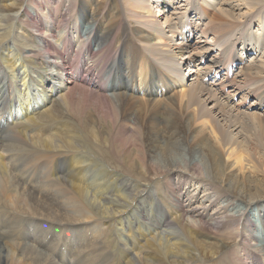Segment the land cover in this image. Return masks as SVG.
<instances>
[{
    "label": "bare ground",
    "instance_id": "1",
    "mask_svg": "<svg viewBox=\"0 0 264 264\" xmlns=\"http://www.w3.org/2000/svg\"><path fill=\"white\" fill-rule=\"evenodd\" d=\"M1 127L0 203L33 225L0 264H264V0H0Z\"/></svg>",
    "mask_w": 264,
    "mask_h": 264
},
{
    "label": "rangeland",
    "instance_id": "2",
    "mask_svg": "<svg viewBox=\"0 0 264 264\" xmlns=\"http://www.w3.org/2000/svg\"><path fill=\"white\" fill-rule=\"evenodd\" d=\"M26 4V3H25ZM242 9V11L243 12H246V13H249V12H251V10L249 9V8H247V7H245V6H243V8H241ZM33 11V10H32ZM15 13L14 12H12L11 13V15H14ZM259 20H255V22L253 23V25H252V31H254V32H256L257 31V29L259 28V24L258 23H260V22H258ZM87 26V25H86ZM87 29V28H86ZM197 38H198V35L196 34V35H194V37H193V40L196 42V40H197ZM78 48V47H77ZM241 46L240 47H238L237 48V51L239 52V54L242 52L241 51ZM76 51H77V49H76ZM214 52L215 51H211V52H209L208 51V53H206V57L204 58V60L205 59H207L208 61H210V62H212V60H213V58H214ZM252 54H253V52H251ZM248 54L247 56L249 57V59L252 57L251 55L252 54ZM75 56H77L76 54H75ZM75 56H73V57H75ZM75 58H77V57H75ZM239 67V68H238ZM240 63H238L237 64V68H236V72H239L240 71ZM242 97V93L238 96V97H236V99L238 98V100L240 99ZM91 99H93V96L91 95H89V100H91ZM254 98H252V99H250L249 100V102L250 103H253V100ZM55 111H56V113L58 114V115H61L62 114V109L60 108V107H58V106H55ZM3 125H5V124H3ZM7 130L8 129H4V127H1L0 128V135H2L3 134V136H5V133H7ZM5 132V133H4ZM9 136H13V135H10V134H8ZM9 136H7V140H8V143H10L9 144V147L12 149V151H13V153H15V155L17 156L16 157V161H15V169L16 170H14L13 171V173H14V175L19 179V178H21V179H19L20 181L21 180H24V179H27L28 181H32V183L33 184H35V185H37V186H34L33 187V193L35 192L36 194H38L37 192H40V193H42V191H43V194H47L46 192H47V190L45 189V188H49V186H47L48 184V178H47V175H51V172H50V168L47 170L46 168H45V165L43 164V163H39V162H37L36 164H30V165H27V163H24L25 162V158H24V156H26V154H22V151L20 150L21 149V147L18 145V144H15L14 145V143H18L16 140H15V137H12V139L9 137ZM14 138V139H13ZM11 140V141H10ZM16 141V142H15ZM14 145V146H13ZM18 147H17V146ZM15 147V148H14ZM18 148H19V150H20V152L18 151ZM18 153V154H17ZM21 153V154H20ZM20 155V156H19ZM22 157V159L24 160H22V159H20ZM20 160H18V159ZM22 160V161H21ZM21 162H22V164H21ZM23 165V166H22ZM59 165H61V163L59 164ZM20 166V167H19ZM19 168V169H18ZM20 169H22L21 171H20ZM23 169H24V171H23ZM66 168H63V167H60L59 168V170H60V172L63 174V171L65 170ZM18 171H19V173H18ZM23 172H24V174H23ZM21 173V174H20ZM16 174H18V175H16ZM20 174V175H19ZM20 176V177H19ZM24 178V179H23ZM124 179L126 180V178L124 177ZM26 181V180H25ZM133 181V180H132ZM22 182V181H21ZM26 184H28V182L26 183ZM42 186H43V188H42ZM37 188V189H36ZM168 188L167 187H165V190L169 193V189L167 190ZM40 190V191H39ZM45 190V191H44ZM34 193V194H35ZM149 194H150V197H152V198H157L156 197V195H155V189L152 187V186H150L149 187ZM148 197H149V195H148ZM149 197V198H150ZM152 201H153V199H152ZM49 202H51V201H49ZM48 202V203H49ZM58 202V203H57ZM57 202H54L53 204L51 203H49L50 205H53V207L55 206V209L57 210V211H59V212H61L60 214H66L67 213V211H71L72 210V206L71 205H69V204H65L64 202V204L62 203V205H61V203L59 202V201H57ZM150 202H151V200H150ZM147 204H149V203H147ZM57 206H58V208H57ZM138 206H139V203L137 204V208H138ZM154 206L156 207V209H155V212H154V215L155 214H157L158 212H159V216H157L158 217V219H157V221H160L161 223H162V229L165 231V232H175L176 230H177V227H175V226H166V225H169L168 224V222L166 223V218L168 217V213L166 212V211H164L165 209L163 208V204L162 203H158L157 202V199H156V202H154ZM0 241L1 242H3L4 240H9V241H11V240H13L12 238H14V237H18V235H21V234H23L24 233V231H27V229L30 227V226H32L33 224H32V222L30 221V219H29V215L28 214H25V213H23V212H21V211H18L17 209H15V208H13L12 206L10 207V205L9 204H5V203H0ZM62 207V208H61ZM67 207V208H66ZM242 207V206H241ZM244 207V206H243ZM4 208V209H3ZM8 208V209H7ZM64 208V209H63ZM141 208H143V206H141ZM161 208H163V209H161ZM11 209V210H10ZM61 209V210H60ZM140 209V208H139ZM8 210H10V211H8ZM64 210H65V213H64ZM142 210V209H141ZM143 210H144V208H143ZM12 211V212H11ZM14 211V212H13ZM15 213V214H14ZM23 215H22V214ZM138 214H140L141 215V217H142V213H140V212H138ZM25 215H27L26 217H24ZM144 215H146V212L144 211ZM163 216H164V218H163ZM255 216V217H254ZM24 217V218H23ZM251 217H252V219H253V221L255 222V223H258L259 221H258V218H257V212H255V210L252 212V214H251ZM148 220L146 219L145 221L146 222H148L149 224H148V227H150L151 228V225H152V222H151V215H149L148 217ZM20 219V220H19ZM258 221V222H257ZM53 222H56L55 220H53ZM31 223V224H30ZM137 225V224H136ZM61 226V228L62 229H60L59 227ZM166 226V227H165ZM54 227V226H53ZM53 227H51L50 229H51V231H53L54 229H56L55 230V232H57L58 234H59V238H58V240H57V243L55 244V245H53L50 241L48 242V240L50 239H48L46 242H43V243H41L40 244V247L41 248H43V250H49L50 252H51V254H52V252L55 250V249H57L58 247H60V243L61 244H65L66 242H65V238H64V234H65V232L64 233H62V231H63V228L65 229V227H64V224L63 225H57V226H55L54 228ZM168 227V228H167ZM17 228V229H16ZM176 229V230H175ZM173 230V231H172ZM260 230H262V229H260ZM5 232V233H4ZM8 232V233H7ZM177 232V231H176ZM261 232V231H260ZM92 233V231H89V234L87 235L88 236V238H91V244H93L94 246L97 244V242L94 240V239H92L93 238V234H91ZM14 234H16V235H14ZM261 234H262V232H261ZM9 235V236H8ZM5 236V237H4ZM262 238H264V235H260ZM9 237V238H8ZM61 237H63L64 238V240L62 241H60V238ZM261 239V238H260ZM48 242V243H47ZM88 242V241H87ZM260 244H263L264 245V241L263 242H260ZM93 246V247H94ZM76 249H78L77 247H75ZM126 248H130V245H128ZM80 251H81V253H80ZM91 251V249L90 248H88V249H84V250H81V249H78V250H76L75 251V253H74V256L76 257V260L75 261H77V260H79L80 258H85V257H87V255H88V253ZM53 256H56V255H54V254H52ZM59 255V254H58ZM66 256V254H63L62 255V253L60 254V256L58 257L60 260H62L64 257ZM216 261V260H215ZM214 261V262H215Z\"/></svg>",
    "mask_w": 264,
    "mask_h": 264
}]
</instances>
